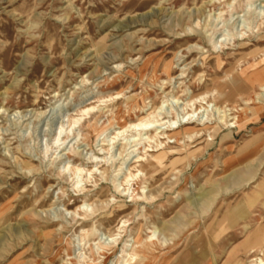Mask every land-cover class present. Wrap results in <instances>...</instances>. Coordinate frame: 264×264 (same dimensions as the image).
I'll return each mask as SVG.
<instances>
[{
	"label": "rangeland",
	"instance_id": "374dc122",
	"mask_svg": "<svg viewBox=\"0 0 264 264\" xmlns=\"http://www.w3.org/2000/svg\"><path fill=\"white\" fill-rule=\"evenodd\" d=\"M263 68L264 0H0V264L264 262Z\"/></svg>",
	"mask_w": 264,
	"mask_h": 264
},
{
	"label": "bare ground",
	"instance_id": "6f19581e",
	"mask_svg": "<svg viewBox=\"0 0 264 264\" xmlns=\"http://www.w3.org/2000/svg\"><path fill=\"white\" fill-rule=\"evenodd\" d=\"M262 70H264V68L262 69ZM261 87L262 88H264V82L261 84ZM193 100V99H192ZM191 101V100H190ZM193 102V101H192ZM189 103H191V102H189ZM188 104V103H187ZM249 103H245V105H248ZM251 108H249V107H243V108H240L239 109V113H240V117H237V116H235L234 117V122L232 123L233 125L231 126V127H234V125L235 124H237V126H239V128L243 125V124H245L247 121H248V119H249V117H248V112H251ZM147 115L149 116H154L155 117V115H154V110H152V111H150L149 113H147ZM185 115H190L188 112H185ZM184 116V115H183ZM187 117V116H186ZM177 118V117H176ZM191 119H192V117H187V118H185L184 119V117L181 119V120H177V119H175V120H168V122H169V124L167 125V127H166V130H163V133H161L163 136L165 135V137H162V139L163 138H173L174 140H176V141H179V140H181V139H184V138H187V139H191L193 136L194 137H196V136H198L199 135V132H200V130H196V129H183L182 127L184 126V125H186V124H190V122H191ZM73 121V120H72ZM156 122H159L158 121V119H152V120H148V121H143V120H141V121H139V123H137V124H131L130 126H129V128H132V129H134V130H136V131H139V133H138V135L139 136H142V135H147L146 134V132L147 131H149V126L151 125V124H154V123H156ZM199 122H202V119H199ZM218 122L219 123H222V122H224V124L225 125H227V126H229L228 125V123L225 121V118H223V116L222 117H219L218 118ZM240 122V123H239ZM165 124H167L166 122L165 123H163L162 122V124L160 123V124H157L156 123V125H154V126H156L157 128H159V127H162V126H164ZM205 124H206V122L205 123H202L201 125L202 126H204V128H206L207 126H205ZM236 126V125H235ZM151 127V126H150ZM165 127V126H164ZM217 128L218 127H214L213 128V130H212V137H214L215 135H216V131H217ZM127 129V128H126ZM142 131H144V133H141ZM152 131V130H151ZM154 131L156 132V129H154ZM161 131H159L158 133H160ZM160 134V135H161ZM155 135V134H154ZM157 135V134H156ZM161 135V136H162ZM153 136V135H152ZM159 136V135H158ZM211 136V135H210ZM155 137V136H154ZM154 137H151V136H146L145 138L147 139V140H151V139H153ZM157 137V136H156ZM155 139V138H154ZM212 140V138L209 140L208 139V141H211ZM155 141V140H154ZM157 141V140H156ZM158 144V146L159 145H161V141H158L157 142ZM207 145H208V143H207ZM156 158V157H155ZM157 159V158H156ZM130 174V173H129ZM134 175H136V174H134ZM137 176V175H136ZM129 177H131V174H130V176H128V177H126L125 178V181L124 182H127L129 179ZM119 186V185H118ZM124 191V189H122V192ZM215 192V189L214 188H212L210 191H208L207 193H205L204 194V196L202 197V199H205V198H207L208 196H211L213 193ZM195 201H197V200H195ZM80 207V206H79ZM264 231V227H261L260 229H259V231ZM258 231V232H259ZM137 232V231H136ZM137 236V235H136ZM136 238V237H135ZM111 242L112 243H115V242H117L116 241V239L115 238H111ZM131 242H132V244L131 245H127L126 243H123V249H122V251H121V253H122V255L120 256L121 257V259H122V264H142V263H144L145 264V262L146 263H151V261H150V259L151 258H156L157 256L155 255V251L156 250H158V245H160V243L159 242H155V241H153L152 240V237H149V238H146V239H144L143 241H141V240H139V239H134V240H132L131 239ZM163 244H165V243H163ZM163 244H161L160 245V247H162L163 246ZM114 245V244H113ZM113 245H107V246H110L109 247V249H103L102 251V253H103V255H109L108 253H107V251L108 250H112V249H114L113 248ZM116 245V244H115ZM115 247V246H114ZM128 248L130 249L131 248V250H130V252L132 251L133 253L132 254H130V253H128V252H126L127 250H128ZM109 252V251H108ZM112 253V252H111ZM125 257H128V259H125ZM82 259H83V256H82ZM87 259V258H86ZM157 264V263H156ZM259 264H264V262L260 259L259 260Z\"/></svg>",
	"mask_w": 264,
	"mask_h": 264
}]
</instances>
